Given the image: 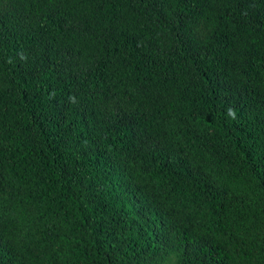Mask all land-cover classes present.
<instances>
[{"label":"trees","instance_id":"1","mask_svg":"<svg viewBox=\"0 0 264 264\" xmlns=\"http://www.w3.org/2000/svg\"><path fill=\"white\" fill-rule=\"evenodd\" d=\"M0 264H264V0H0Z\"/></svg>","mask_w":264,"mask_h":264}]
</instances>
